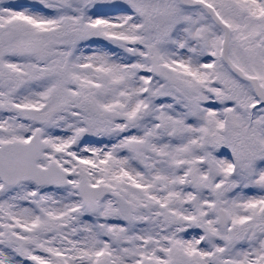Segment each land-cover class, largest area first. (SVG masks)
Returning <instances> with one entry per match:
<instances>
[{
    "label": "snow or ice",
    "instance_id": "obj_1",
    "mask_svg": "<svg viewBox=\"0 0 264 264\" xmlns=\"http://www.w3.org/2000/svg\"><path fill=\"white\" fill-rule=\"evenodd\" d=\"M0 264H264V0H0Z\"/></svg>",
    "mask_w": 264,
    "mask_h": 264
}]
</instances>
